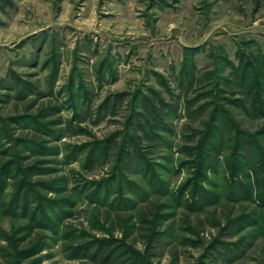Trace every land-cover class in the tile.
Here are the masks:
<instances>
[{"label": "rangeland", "instance_id": "374dc122", "mask_svg": "<svg viewBox=\"0 0 264 264\" xmlns=\"http://www.w3.org/2000/svg\"><path fill=\"white\" fill-rule=\"evenodd\" d=\"M0 151V264H264V0H0Z\"/></svg>", "mask_w": 264, "mask_h": 264}, {"label": "trees", "instance_id": "16d2710c", "mask_svg": "<svg viewBox=\"0 0 264 264\" xmlns=\"http://www.w3.org/2000/svg\"><path fill=\"white\" fill-rule=\"evenodd\" d=\"M27 118L30 120L29 117H27ZM24 120H26V119H24ZM37 123H38V125H39L40 127H43V125L40 123V121L37 122ZM37 127H38V126H37ZM40 127H39V128H40ZM44 129H46V127H45ZM48 131H49V132H53V131H55V130H53V129H49ZM44 143H46V142H44ZM35 144H36V143H35ZM37 145H38V147H39L41 150H46V149H47V147L43 146L42 144H41V145L37 144ZM0 154H7V151H0ZM22 157H23V156H22ZM10 169H11V162H4V163H3V162H0V175H1L2 177L6 178V177L8 176V172H9ZM36 170H37V167H35V166H30V167H27V168L25 169V171H26L27 173H29V175H32V174L34 173V171H36ZM62 180H63V179H62ZM62 180H60V181H62ZM37 186H38V184H37ZM2 187H3V184L0 183V190L3 189ZM19 191H20V190H18V193H19ZM33 191H34V190H33ZM198 191H199V189L195 188V192H198ZM30 193H31V190H30ZM17 195H18V194H17ZM131 220H132V218L129 217V218H127L124 222L129 223ZM127 227L131 230V229H133L134 226L131 225V224H128ZM27 237H29V236L26 235V237L24 238V240H26ZM46 246H47V244H46V238H45L44 236H37V238L35 239V242H34L33 246H32L31 248H29V249H26V250H24V251H21V252L19 253V255L21 256V258H24V257H26L27 255L34 254V253H37V252L39 253V252L43 251V250L45 249Z\"/></svg>", "mask_w": 264, "mask_h": 264}]
</instances>
